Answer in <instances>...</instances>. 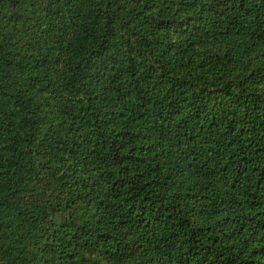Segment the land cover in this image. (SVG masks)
I'll return each mask as SVG.
<instances>
[{"label": "trees", "instance_id": "1", "mask_svg": "<svg viewBox=\"0 0 264 264\" xmlns=\"http://www.w3.org/2000/svg\"><path fill=\"white\" fill-rule=\"evenodd\" d=\"M0 264H264V0H0Z\"/></svg>", "mask_w": 264, "mask_h": 264}]
</instances>
